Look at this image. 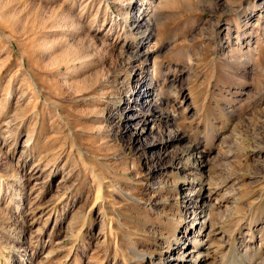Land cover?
<instances>
[{
    "label": "rangeland",
    "instance_id": "obj_1",
    "mask_svg": "<svg viewBox=\"0 0 264 264\" xmlns=\"http://www.w3.org/2000/svg\"><path fill=\"white\" fill-rule=\"evenodd\" d=\"M200 184L202 264H264V0H0V264H170Z\"/></svg>",
    "mask_w": 264,
    "mask_h": 264
},
{
    "label": "bare ground",
    "instance_id": "obj_2",
    "mask_svg": "<svg viewBox=\"0 0 264 264\" xmlns=\"http://www.w3.org/2000/svg\"><path fill=\"white\" fill-rule=\"evenodd\" d=\"M138 11L141 12V8H139ZM145 11L136 14L134 26L140 27L146 25ZM148 26L149 25H147V28ZM144 43H146V41H140L138 46H136L134 52L136 54V57L138 56L139 58H145L146 61L147 56H149L152 50L143 48L142 45H140ZM132 95H134L132 98L136 104L131 106L132 109H130L131 111L128 115L129 119L127 120L128 125H132L133 123H135L136 120H139V117L142 116L139 110H141V112H152L151 114H146V118L144 120H141L140 123H137L138 125L135 129V133L138 136L146 138L148 135L153 133L157 121V116L160 117V113H157L158 111L156 110V107H154L153 103L157 92L152 87L150 79L147 75H139L138 85ZM179 132L180 131L177 130V132L172 133L170 135L169 141H175L182 138ZM190 151L192 152V157L194 158V160L198 162L201 152L197 149H193ZM205 187V185L200 184V188H198V203H195V206L193 207L194 209L192 210L193 212L191 218V225L184 229L180 237V247L177 250H172L171 253L168 255L171 258L169 261L170 264H202L205 260L203 252L205 248H208V244L204 238V235H206V231L208 230V220L210 216L209 208L211 207L212 202L211 192L210 190L206 191ZM208 189L210 188L208 187ZM204 190L206 192H204ZM184 193V195L188 196L187 192Z\"/></svg>",
    "mask_w": 264,
    "mask_h": 264
}]
</instances>
